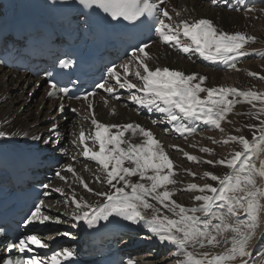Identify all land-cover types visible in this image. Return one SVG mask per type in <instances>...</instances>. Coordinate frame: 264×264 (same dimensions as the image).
Segmentation results:
<instances>
[{
    "label": "snow or ice",
    "instance_id": "6c2138e0",
    "mask_svg": "<svg viewBox=\"0 0 264 264\" xmlns=\"http://www.w3.org/2000/svg\"><path fill=\"white\" fill-rule=\"evenodd\" d=\"M76 2L85 8L102 11L117 23L147 24L163 44L185 56L191 58L192 54H198L204 61L224 64L231 69H236V62L248 55L246 45L256 39L244 32L223 30L208 18L176 19L181 17V12L176 11L174 17L164 5V0ZM219 2L211 0L213 5ZM224 2L228 4L229 0ZM244 11L248 14L255 9L245 7ZM148 47L146 42H142V46H137L131 53L132 59L119 66L123 69V77L117 66L107 69L108 79L115 81L114 85L97 83L95 87L119 100L120 96L116 94L118 85L120 89L128 91L127 99L132 104L162 114L172 130L181 136L194 134L197 129L192 125L195 123L225 133L222 122L232 123L228 120L229 114L240 104L250 105L255 110L252 116L258 123L246 125L252 131L251 139L242 134L227 135L222 141L208 137L212 144L227 145L231 142L238 145L239 150H233L225 158L203 160V163L213 167L222 166L227 172L221 175L206 170L199 177L206 181L203 185L188 183L182 190L193 193L194 206L186 207L173 198L178 191L175 186L180 183L175 178V165L152 131L137 123L106 125L98 122L93 114L91 124L94 127L91 132L86 134L81 129L72 143L80 155L98 166L95 181L106 186V190L97 191L89 187L77 176L71 164L64 168V172L75 176L87 192L102 198L90 203L83 197L78 199L75 193L67 196L65 203L74 205L70 219L76 223L72 227H77L82 221L93 228L99 221L111 223L110 218H119L129 226L146 230L150 235L145 238L169 246L175 264H264V256L258 260L252 259V241L257 238L259 219L264 214V92L226 86L206 87L204 83L207 77L203 75L185 74L159 66L153 69L148 63L150 55L145 51ZM61 64L65 62L61 61ZM131 64L136 67L134 75L139 84L128 78ZM248 75L257 74L249 72ZM259 78L264 80V76ZM50 88L53 91H49V96L54 95L57 85L52 84ZM133 89L134 92L131 91ZM59 91L67 93L65 88H59ZM202 93L205 95L202 96ZM95 95V92H89L83 97L89 110L93 104L88 97ZM59 111H64L63 105H60ZM152 123L156 124L157 120ZM56 128L57 125L53 123L50 131L55 132ZM235 131L239 133L241 129L236 128ZM7 135L0 131V138ZM137 136L142 140L134 143L133 139ZM43 142L46 145L59 144L58 140L44 139ZM199 151L210 156L214 154L209 147H200ZM184 156L190 162L201 159L187 152ZM55 175L61 181H67V176L61 171ZM188 175L195 178V173L188 172ZM134 177L138 179L133 180ZM207 181L215 182V186ZM43 187L49 188L50 185ZM52 191L64 194L61 188ZM46 207L43 200L35 203L26 218L25 227L33 223L64 222L60 217L47 214L44 211ZM57 235L71 234L64 232ZM33 246L36 249L49 248L40 235L28 234L6 247L9 254L16 250L22 255L15 259L0 258V264H64L73 256L69 248H63L23 258V254L33 251ZM217 248L222 251H213ZM126 264L135 262L129 258Z\"/></svg>",
    "mask_w": 264,
    "mask_h": 264
},
{
    "label": "bare ground",
    "instance_id": "6f19581e",
    "mask_svg": "<svg viewBox=\"0 0 264 264\" xmlns=\"http://www.w3.org/2000/svg\"><path fill=\"white\" fill-rule=\"evenodd\" d=\"M24 0H0V30L14 19L19 11L20 6ZM229 4L231 7H229ZM167 6L170 14L175 17V12H181V17L176 19H193V18H208L211 19L219 28L230 32H244L247 35L254 36L255 42H250L246 45L248 55L241 57L236 63L237 68L231 69L224 64L209 63L199 57L198 54H192L191 58L185 56L183 53L163 44L159 37L156 35L155 41L145 51L149 53L150 60L148 61L150 67L153 69L157 66L164 68L167 67L171 70L183 71L185 74L195 73L197 75H203L207 77L204 86L206 87H237L242 90H254L258 92H264V80L259 77L264 76V0H229L228 4L224 0H220L217 5H213L211 0H167L164 4ZM245 7L254 8L255 11L246 14ZM240 9V10H236ZM257 28H261L259 31ZM130 57L126 61H122L120 65L128 63L131 60ZM252 60V61H251ZM121 76L123 77V69L119 68ZM136 67L134 64L129 65V79L134 83L139 84L140 81L136 79L134 73ZM142 72L143 70L140 69ZM256 73V76H249L248 73ZM34 79L24 73H17L14 71H5L0 68V131L6 132L8 135L5 138H0V146L9 147L12 149H23L30 151H38L40 154L47 153L48 146L51 145L52 150L55 151V155L60 154L59 148L63 147L65 153L70 156L64 163L59 165L58 171L67 176V181H61L55 174L54 179L47 184L50 185L47 188L48 195H45L43 201L48 207L44 208V211L52 217H60L64 222L54 223L46 222L44 225L33 223L27 226V234H38L41 236L44 243L49 245L47 249H36L33 246L32 252L28 253V258L33 255H43L45 251H51L52 245L56 238L60 235L62 227L71 228L75 233V241L81 236H85L93 228H89L82 221L78 226L73 228L72 224L76 223L70 219V214L74 210V205L71 203H65L67 196H71L72 193L76 194L79 199L83 197L90 203H95L102 198L96 197L87 192L79 180L71 173L64 172V168L71 164L75 169L77 176L85 181L94 190L103 191L106 190V186H102L95 181V176L98 174V166L93 161L86 160L79 151L73 145L72 141L79 131L83 129L86 134L90 133L93 129L91 119L94 117L98 122L106 125L137 123L146 129L152 131L154 136L161 142L164 150L168 153L170 159L174 162L176 169V179L180 182L175 187L178 189L177 194L173 197L177 203L192 207L193 193L183 191L182 189L188 183L195 182L203 185L206 181L200 179L204 171H211L216 174H225L227 172L222 166L213 167L210 164L203 163L204 159H221L225 158L218 152L216 146L212 144L208 137H212L217 141H222L226 138V135H244L246 138L251 135L246 125L249 123L256 124L258 121L252 116V112L255 111L250 105L243 104V107L238 108L229 115L228 120L232 123L222 122V127L226 129L227 134H222L217 130V137L212 133L206 132V126L200 123H195L192 126L197 129L194 134H180L172 130V126L166 122V119L162 117V114L154 111H149L146 108H138L137 105L132 104L128 99V91L120 89L116 85V94L120 96V99H114L109 96L108 93L103 90L99 91L95 98V108L93 112H90L86 104L82 102L73 103L71 108L76 109V112L72 110L66 115L67 121L63 122L61 119H53L56 115V111H52L55 106L54 103H50L44 99V89L41 87L35 93ZM106 83L110 86L115 84V81L107 78ZM131 91H135L134 89ZM202 96L205 94H201ZM107 101V103H105ZM242 105V104H240ZM248 114L252 117H244ZM113 115V116H112ZM238 115V116H236ZM253 120H252V119ZM157 120L156 124L152 121ZM53 123L57 125L55 132H51ZM236 128H240L241 131L237 133ZM115 131V129H113ZM28 133V134H27ZM33 137H40L41 139H33ZM44 139H50L52 141H59V144L54 146L52 143L44 144ZM142 137L137 136L133 139L134 143L141 142ZM21 143V144H20ZM27 143V144H26ZM91 144V142H88ZM32 144V145H29ZM221 144V143H220ZM232 150H239V146L233 143H229ZM35 145V146H33ZM224 145V144H223ZM200 147H209L214 150L213 158H208V154L201 153ZM98 150V146H97ZM187 152L190 155L200 157L198 162H190L184 156ZM64 154V153H63ZM207 157H203V155ZM73 162V163H72ZM188 172L195 173V178L188 175ZM136 180L138 178H132ZM213 183L215 182L207 181ZM61 188L64 190L62 195L59 192L60 197H64L62 200H56L53 197L52 189ZM181 191V192H179ZM152 203H155L154 201ZM112 219V218H110ZM105 221H99L95 227L100 226ZM56 225L57 229L53 226ZM49 229L51 233L44 234ZM45 231L43 234L42 232ZM70 232V231H69ZM133 232L136 233V237L133 240L121 241V247L127 251L135 250L136 252L142 251L147 245H155L154 252L149 251L151 254L158 249V253H165L166 250H170L169 246L161 244L158 240L147 239L146 230L137 226H129L124 233ZM139 237V238H138ZM256 239L252 243V259L256 258V253L263 247L264 243V214L260 217V230L256 234ZM138 240L137 244H133ZM77 243H71L69 245L61 246L63 248H69L71 251L76 248ZM48 252V253H49ZM150 253H146L145 257L135 256L131 259L135 264H164L168 261L156 260L149 257ZM169 256V255H168ZM261 256H264V251ZM172 264H175L174 257L170 256ZM160 259V258H159Z\"/></svg>",
    "mask_w": 264,
    "mask_h": 264
},
{
    "label": "rangeland",
    "instance_id": "374dc122",
    "mask_svg": "<svg viewBox=\"0 0 264 264\" xmlns=\"http://www.w3.org/2000/svg\"><path fill=\"white\" fill-rule=\"evenodd\" d=\"M204 1V0H203ZM263 16H264V14H263ZM257 30H259V31H261L262 29L261 28H257ZM252 61V60H251ZM264 61V60H263ZM241 107H243V104L242 105H237L235 108H234V110H233V112L234 111H237V109L239 108H241ZM232 114V113H231ZM231 114H229V115H231ZM247 115V116H246ZM113 116V115H112ZM236 116H238V115H236ZM252 117V116H250V115H248V114H245L244 115V117ZM253 118V117H252ZM251 118V119H252ZM253 120V119H252ZM205 131L206 132H209V133H212L213 135H215L216 137H217V130L216 129H212V128H209L208 126H206V128H205ZM251 132V135L249 134V136L247 137L248 139H251V136H252V131H250ZM28 134V133H27ZM227 134V132H226V129H225V133H224V135H226ZM228 135V134H227ZM226 135V136H227ZM21 144V143H20ZM27 144V143H26ZM29 145H32V144H29ZM215 146H216V149H218V152L220 153V154H222V156L223 157H226V156H229L230 155V153L233 151L232 149H231V145L230 144H227V145H223V143H219V144H214ZM33 146H35V145H33ZM203 157H207L205 154L203 155ZM208 158H213V155H208ZM73 163V162H72ZM179 192H181V191H179ZM53 197L54 198H56V200L58 201V200H62V199H64V197H60L59 195H58V193H56V192H53ZM259 230H260V219H259V226H258V228H257V231H256V234L259 232ZM68 233H70V232H68ZM62 237H66V236H64V235H61ZM68 237H71V235L70 236H68ZM255 240V239H254ZM254 240L252 241V243L254 242ZM67 241V240H66ZM68 242H71V241H69L68 240ZM154 246L153 245H150L149 247H148V249H146L144 252H142V254H140V256H145L146 255V253L145 252H148L149 253V250L151 251V249L153 248ZM169 251H171V249L169 250ZM213 251H216V252H220V251H222V249L221 248H217V249H213ZM264 251V243H263V247L259 250V251H257V253H256V258H258V257H260L261 256V254H262V252ZM170 252H166V253H159V255H158V258H155L156 260L158 259V260H165V259H163V258H170L171 259V257L170 256H168V254H169ZM151 259L153 258L154 259V256H153V254H151L150 256H149ZM160 258V259H159ZM168 260V261H166V263H164V264H172V260Z\"/></svg>",
    "mask_w": 264,
    "mask_h": 264
}]
</instances>
